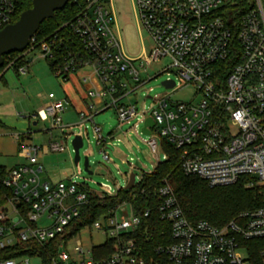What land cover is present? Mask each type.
<instances>
[{
  "label": "built area",
  "instance_id": "built-area-1",
  "mask_svg": "<svg viewBox=\"0 0 264 264\" xmlns=\"http://www.w3.org/2000/svg\"><path fill=\"white\" fill-rule=\"evenodd\" d=\"M225 1L133 0L139 23L152 39L150 52L138 56L128 55L122 47L113 0H84L79 13L53 34L41 40L32 36L29 51L37 50L51 61L57 78L67 81L82 71L95 78L86 91L89 104L78 117L80 125L92 122L103 159L113 161L109 147L118 153V145L132 133L104 134L94 122L95 115L114 107L121 123L118 129L135 120L134 132L141 129L148 135L145 142L155 162L151 171L132 169L124 174L123 185L101 184V191L73 177L51 182L44 176L40 156L63 152L68 135L39 146L28 143L25 133L15 134L19 154L28 163L9 170L3 181L12 194L0 209L1 248L19 240L42 245L58 240V251L48 264H253L248 250L256 241L264 258V205L243 211L222 226L207 220L190 222L167 179L149 189L141 185L143 175L169 157L167 141L179 152L181 171L204 179L210 187L233 185L248 177V186L255 182L264 188V0H255L240 15L231 13ZM16 8V0H0V30L12 23ZM165 59L168 64L150 75ZM26 71L25 65L18 70ZM164 72L162 84L168 81L173 86L163 84L165 91L154 96L147 93L145 98L152 100L148 108L133 101L136 90ZM189 84L197 99L175 101L174 93ZM66 109L63 98L49 93V101L34 117L48 122L45 130L52 132L65 127ZM148 119L153 125L147 124ZM133 161L129 157L123 163L133 166ZM88 162L90 169L89 158ZM132 173L134 182L128 188ZM125 190L132 191L114 210L80 229L101 230L106 236L101 244L112 241L111 253L97 259L95 245L85 247L75 237L80 231L72 234L76 220L91 197L103 200ZM138 198L152 200L160 219L169 225V233L160 231L169 242L151 252L139 239L152 208H135ZM122 206L127 207L125 214L119 212ZM30 259H6L1 264H32Z\"/></svg>",
  "mask_w": 264,
  "mask_h": 264
},
{
  "label": "rangeland",
  "instance_id": "rangeland-1",
  "mask_svg": "<svg viewBox=\"0 0 264 264\" xmlns=\"http://www.w3.org/2000/svg\"><path fill=\"white\" fill-rule=\"evenodd\" d=\"M232 2L233 0H226V8ZM113 12L115 15V31L122 43L124 51L130 56H138L144 52L149 53L152 46V39L148 31L139 23L133 0H113ZM8 59H11V61L7 63L5 69L12 64L14 57L7 58V61ZM30 59H32V62H28ZM26 61L28 65L26 73H17L13 69H8L4 76L11 86L9 89L10 94L8 95L10 97L12 96L17 104V109H14V115L10 119L13 128L19 130L21 133H26L28 126L31 127L33 130L31 138H26V141L39 146L47 144L52 139H64V135H68L66 139L67 147L63 152L50 153L43 158L41 157V161L46 168L44 176L47 180L56 182L61 179L73 177L76 181L86 184L91 189L101 191V184L103 183H108L112 187L123 185L125 183L124 174L130 173L132 169L136 173H139L140 169L146 171L153 169L152 166L155 160L149 155V146L145 142L149 138L148 135L141 133V129L140 133L134 132L132 127L135 120L130 124H122L121 129H118L121 123L114 107L100 112L94 117V122L103 128L104 134L114 132L116 136H121L120 132L122 131L126 133L132 132L127 140L123 139L118 145V153H116L114 148L109 147V153L113 159L111 162L103 159L101 147L97 145L94 137L92 122L89 121L86 124H79L80 119L77 115V110L81 108L80 105H75V109L69 105L67 112L63 113V122L66 125L69 124V126H65L62 129H54L52 132L46 131L45 129L49 128L48 122L30 117L38 110L35 106V101L49 100V93H54L57 98H64L66 91L73 93L71 91L72 88L73 90L76 88L82 94L83 87L76 75L72 78V82H65L57 78L50 67L49 60L40 56L37 50L28 53L26 55ZM167 64L168 60L165 59L163 65H157L150 70V75L157 74ZM166 77L167 73L164 72L146 82L141 88L136 90L133 95V101L137 102L139 106L142 105L148 108L152 104V100L145 98V96L147 93L151 96L163 93L165 87L162 82ZM2 89H4V86L1 81L0 91ZM10 97H5L4 105L11 102L9 101ZM194 97L196 100V91L190 84L181 87L173 95L175 101L184 102H188ZM20 120L25 121V124H19L18 121ZM34 121H37L38 124L34 125ZM86 125L87 127H85ZM0 134L2 133L0 132ZM75 134H81L83 137V146L80 148L81 159L78 165L73 162L74 151L72 140ZM162 152L160 155H162ZM85 156H88L90 160L92 174L84 170ZM129 157L134 158L133 166H130L128 163H123V160L129 159ZM7 159L4 156H0V163L10 166V163H6L8 161ZM126 210L127 207L122 206L119 212L125 214ZM75 237L80 239L85 247L96 246L106 240V236L101 230L90 227L82 229ZM75 239H72L69 243L70 249ZM30 261L32 264H41V260L37 257H31Z\"/></svg>",
  "mask_w": 264,
  "mask_h": 264
},
{
  "label": "trees",
  "instance_id": "trees-1",
  "mask_svg": "<svg viewBox=\"0 0 264 264\" xmlns=\"http://www.w3.org/2000/svg\"><path fill=\"white\" fill-rule=\"evenodd\" d=\"M254 3L255 0H233L228 9L231 13L240 15L252 7ZM31 4L32 0H16V14L12 19V23L17 21L20 14L31 7ZM83 6L84 0H69L63 9L55 12V19H46L41 23L34 36L37 37V40H41L53 34L65 23L71 21ZM29 47L30 45L23 52L4 55V64L0 67V73L3 71L0 74V82L4 81V73L8 69H13L18 73L19 68L27 64L26 55L30 52ZM10 57H14L12 64L5 69L7 63L11 61V59L7 61V58ZM49 64L51 67L52 62L49 61ZM3 128H5V124L0 120V130ZM24 135L26 136V134ZM165 150L169 157L161 162L154 172L145 173L141 185L149 189L158 186L164 179H167L171 183L183 212L190 222L207 220L213 225L222 226L234 219L239 213L255 210L264 205V188L258 186L255 182H253V185L248 186V177L241 178L233 185L210 187L204 179L195 175H186L181 171L179 152L167 141H165ZM8 172L9 170L5 166L0 165V209L3 208L12 194V190L6 187L3 182ZM131 191L125 190L123 191L124 194L120 192L114 197H107L103 200L91 197L90 203L83 207L81 217L76 220L72 234H76L82 227L90 226L102 215L109 214ZM134 206L137 209L152 208L150 217L145 219L140 227L143 233L139 239L140 245L151 252L156 246L164 242L168 243V238H161L160 231L165 230L169 233V225L160 219L153 201L138 198L134 202ZM146 225L148 228H145ZM147 234H150L149 238H146ZM57 244L58 240H53L44 245L32 239L28 241L19 240L12 246L0 247V263L6 259H19L30 256L39 258L42 264H48L58 251ZM111 251V240L93 247V255L97 259L106 257ZM262 252L260 245L253 241L248 250L249 260L253 264H264Z\"/></svg>",
  "mask_w": 264,
  "mask_h": 264
},
{
  "label": "water",
  "instance_id": "water-1",
  "mask_svg": "<svg viewBox=\"0 0 264 264\" xmlns=\"http://www.w3.org/2000/svg\"><path fill=\"white\" fill-rule=\"evenodd\" d=\"M69 0H32L31 7L24 10L17 21L6 25L0 30V67L4 64V55L13 52H23L30 43L32 36L39 30L41 23L46 19H55V12L63 9ZM165 86H173V82L165 81ZM37 123L34 122V125ZM147 124L153 125L152 119H148ZM144 131L149 133L148 129ZM74 148V162L78 164L80 156V148L83 146V137L80 134L74 136L72 140ZM88 156L84 158V170L92 174L89 169ZM134 173L131 174L128 188L134 182Z\"/></svg>",
  "mask_w": 264,
  "mask_h": 264
},
{
  "label": "crops",
  "instance_id": "crops-1",
  "mask_svg": "<svg viewBox=\"0 0 264 264\" xmlns=\"http://www.w3.org/2000/svg\"><path fill=\"white\" fill-rule=\"evenodd\" d=\"M28 62H32V59H30ZM25 66L28 67L27 64ZM74 75H76V77L79 78L80 84L83 87L82 94H80L79 91L76 90V88H75L76 92L72 88L71 91L73 93H71V92L69 93L68 91H66L65 97L63 99L65 100L66 105H67V109L65 112H67L69 105L73 106L74 109H75V105H80L81 108L77 110V115H79V112L81 110H84L90 101L89 99L86 98V91H87L88 87L92 84H95L96 81H95V78L88 71H82V72L76 73ZM74 75L70 76L69 79L65 82H72V78L74 77ZM4 76H5V73H4ZM2 82H3L4 89H2L0 91V120L5 124V128L0 130V132L2 133V134H0V156H4V157L8 158L7 159L8 161L6 163H10L9 164L10 166L3 164V163H0V165L5 166L7 168V170H11L14 167H17V166H20L23 164H27L28 161H27L26 157L19 154L18 144L16 143V141L14 139L15 134H22V133L19 132V130H16L15 128H13V126L11 124L12 122H10V119H12V117L14 115V112H13L14 109H17V104H16V101L13 100V97L12 96L10 97V95H8V94H10L9 89L11 87L9 82L6 80V78H4V81H2ZM5 97H10L9 101H11L6 105H4ZM48 101L49 100H47V101H43V100L38 101L37 100V101H35V106H36V108L40 109ZM9 109H10V111H8ZM36 112H34L33 115L30 117H33L35 119L34 115ZM34 122H36L38 124L37 121H34ZM34 122H33V124H34ZM18 123L19 124H25V121L20 120V121H18ZM63 124H64V122H63ZM64 126H69V124H67V125L64 124ZM32 132H33V130L31 129V127L28 126L27 131L25 133L27 139L31 138ZM49 154L41 155L40 160H41V157L43 158L44 156H47ZM41 163H42V161H41ZM45 171H46V168H45Z\"/></svg>",
  "mask_w": 264,
  "mask_h": 264
}]
</instances>
